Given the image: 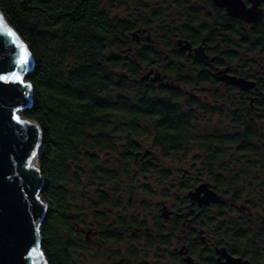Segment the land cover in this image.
<instances>
[{"label":"trees","instance_id":"obj_1","mask_svg":"<svg viewBox=\"0 0 264 264\" xmlns=\"http://www.w3.org/2000/svg\"><path fill=\"white\" fill-rule=\"evenodd\" d=\"M106 1L0 0V12L27 44L34 59L26 78L33 91L32 105L21 116L37 122L43 132L39 156L44 180L41 197L48 211L41 227V249L47 264H80L81 254H94L95 247L83 242L79 227L108 222V211L104 209L113 205H139L136 173L130 171V166L134 165V152L140 148L138 143L143 144V137L154 147H161L166 157L185 151L192 140L204 152L200 170L192 169L182 180L183 204L186 193L198 182L210 179L216 167L223 177L214 176V184L236 195L247 186L254 190L250 184L258 181L253 176L257 169L264 173V149L254 145L264 142V131L259 130L248 106H242L243 116L235 115V125L240 128L233 134L212 138L209 133L196 135L198 128L194 124L205 119L200 115L205 103L185 91L194 86V73L183 63L174 43V36L180 33L179 24L189 13L187 5L159 0L163 10L157 5H146L156 0H133L143 9L141 16L133 18L132 14L129 19H116L104 8ZM110 1L113 7L122 2ZM203 12L190 11L189 21L183 27L187 29L186 35L190 36L194 32L192 27L197 26L201 34L208 31L200 20ZM165 17L173 19L170 24L179 26L173 30L163 27L169 23ZM145 30L152 33L155 42L135 43L133 33ZM230 34L232 43L236 33L231 30ZM232 46L230 64L242 60L245 70H252L254 45L245 48L244 58ZM155 68L162 69L174 85L158 88L141 82L144 75L140 73ZM118 71L124 73L118 76ZM137 77L140 81L135 82L137 92L133 96L129 79L135 81ZM199 78L202 89L208 78ZM157 95L165 99L158 100ZM181 101L186 105H181ZM199 104L203 105L198 109ZM236 107L235 111L242 109ZM260 124L264 126V117ZM213 143L230 147L223 155L213 149ZM231 167L239 170L232 171ZM143 172L158 187L164 182L165 197L169 195L172 176L167 170L159 181L150 171ZM150 188L144 187L147 194H151ZM230 199L243 200L239 195ZM261 201L264 202V196ZM263 222L259 220L257 226L264 235ZM244 235L241 238L247 233Z\"/></svg>","mask_w":264,"mask_h":264},{"label":"flooded vegetation","instance_id":"obj_2","mask_svg":"<svg viewBox=\"0 0 264 264\" xmlns=\"http://www.w3.org/2000/svg\"><path fill=\"white\" fill-rule=\"evenodd\" d=\"M164 1L171 5L184 3L189 13L193 9L205 12L204 15L201 14L200 20L203 19L208 31L201 34L197 26L192 27L194 32L190 36L186 35L184 30L187 29L183 27L189 21L187 13L179 24L180 33L174 36V43L183 63L188 66L190 73H194L195 84L189 89L191 95L205 103L199 104L197 108L205 106L200 115L205 117L206 133L212 138L240 128L236 127L234 119L237 114L239 117L244 115L242 106L249 107L259 130L264 131V126L260 124L264 117V0H242L247 8L258 4L261 20L253 23L231 17L225 8L217 6L213 0ZM182 13L184 15L186 11ZM175 16L177 17L176 14ZM231 30L236 33L232 37V43ZM152 36L151 32L145 30L134 41L141 44L155 42L152 41ZM179 40L189 42L192 51L182 53L177 47ZM230 44H233L232 48L242 58L245 48L249 44L254 45V54L250 58L253 61L252 70H245L244 64L240 63L242 60L236 65L230 64ZM157 72L160 78L154 83L152 79ZM147 74L149 78L144 82L155 84L158 88L174 85L173 80L162 69H151L144 75ZM201 75L208 78L202 89L199 87ZM226 76L244 79L252 82L254 86L248 90L241 89L226 82ZM176 86H179L177 82ZM236 106L242 109L235 111ZM137 145L140 148L134 152L135 164L141 162L145 171H150L153 176L157 175L158 181L163 178L166 170L172 176L169 195L165 197L166 187L162 182L158 191L160 200L153 210L145 209L144 205H113L110 209H104L108 211V222L81 225L78 231L83 236L82 240L86 244L94 245L95 253H82L80 264H224L229 258L242 259L250 264H257L255 261L264 264V235L257 226L259 220H264V202L261 201L264 196L262 171L257 169L253 173L258 179L256 184H250L254 190L247 186L242 193L237 194L243 198L241 202L230 199L237 195L228 188H217L214 176L219 171H214L210 179L198 182L186 193L183 204L179 169L175 166V159L180 153H169L166 157L163 149L154 147V144ZM254 145L264 149V142ZM212 147L224 155L230 145L213 143ZM201 156L200 160L204 159L205 155ZM243 162L248 163L245 160ZM202 184L209 186V190L219 197V202L200 205L199 201L191 199L190 192H194ZM147 185L151 186L149 183ZM141 193L145 195L146 191L142 189ZM251 197L256 200L249 199ZM252 223L255 224L254 227L250 226ZM244 232L247 236L241 238Z\"/></svg>","mask_w":264,"mask_h":264},{"label":"water","instance_id":"obj_3","mask_svg":"<svg viewBox=\"0 0 264 264\" xmlns=\"http://www.w3.org/2000/svg\"><path fill=\"white\" fill-rule=\"evenodd\" d=\"M213 1L217 6L225 8L231 17L249 23L261 20L258 4L247 8L242 0ZM139 33H133V38L136 39ZM177 47L182 53L192 51L191 44L185 40L177 41ZM13 61L14 46L8 42L0 43V75L10 76L13 71L21 72ZM33 65L32 56L28 70L22 73L25 84H28L26 78ZM148 78L149 74L140 80L144 82ZM159 78L160 75L155 74L152 82H158ZM225 81L244 90L254 86L252 82L235 77L226 76ZM32 95L31 88L0 80V264H47L41 249V227L48 211L41 197L44 180L40 172L39 156L43 146V132L37 122L21 116L22 111L31 107ZM16 116L20 118V123L14 118ZM189 195L191 199L199 201L200 205L219 202V197L209 190L207 184L200 185ZM224 264L250 263L229 258Z\"/></svg>","mask_w":264,"mask_h":264},{"label":"rangeland","instance_id":"obj_4","mask_svg":"<svg viewBox=\"0 0 264 264\" xmlns=\"http://www.w3.org/2000/svg\"><path fill=\"white\" fill-rule=\"evenodd\" d=\"M121 5H116V7L112 6V3L110 0H107L106 2H104L103 6L104 8L109 12V15L111 16V18H119V19H129L128 17L131 18L132 14H133V18H138L141 16L142 14V10L141 8L138 6V4L134 3L133 0H121ZM146 5H157L160 6L163 10H165L164 5H161V3L159 2V0L156 1H151L149 3H147ZM175 18V17H174ZM176 19V18H175ZM165 20L169 23H164L165 25L163 27H166L168 30L169 29H176V26L178 25L176 23L175 24H170L171 20L173 19H169V17H165ZM165 21V22H166ZM179 26V25H178ZM147 72V71H146ZM145 72V73H146ZM124 72L118 71L116 73V75H122ZM145 73L141 72L140 76L144 75ZM159 74V72H157ZM139 76V77H140ZM139 77H137V80L133 81L132 79H129V90L130 93L134 96L136 94V83L140 80ZM117 81V80H116ZM190 92V90H189ZM156 98L158 100H164L165 98L162 95H157ZM181 105L185 106L186 104L181 101ZM201 122H196V124H194L195 128H198L197 131V136H202V134H206L207 132V127H206V123L204 119H200ZM197 126V127H196ZM236 129H231L229 132H226L224 135H228V134H233L235 132ZM228 133V134H227ZM194 134V133H193ZM145 137L142 138V140L144 141L143 144L147 145L150 143L149 139H144ZM196 141L192 140L189 143V147L187 149H185V151L181 152L177 158L175 159V166L177 167V169H179V175L178 178L181 179V183H183V177H184V173L187 172L186 174H188L189 172L192 173V169L194 171H198V169L200 170V166L202 165V160H200V158H202V154H204V152L199 149L197 147V144L195 143ZM234 166V164L232 165V167ZM231 167L230 170L235 171V170ZM144 167L142 165L141 162H139V164H135L130 166V171L135 172L136 173V178L135 179V187L139 190V195H138V200H139V205H143L144 203V207H146L145 209L147 210H153L159 200V187L156 185L155 181L152 180V178H150L149 176H144ZM216 172L219 171V173L217 174V177H223V174L220 172V169L218 167H216L215 169ZM151 183V194H147L145 193H141L142 189L144 190V187L148 184ZM169 185V184H168ZM167 186V185H165ZM76 194H78V190L76 191ZM153 194V195H152ZM94 245H92L93 247ZM89 264H94L89 262Z\"/></svg>","mask_w":264,"mask_h":264},{"label":"snow or ice","instance_id":"obj_5","mask_svg":"<svg viewBox=\"0 0 264 264\" xmlns=\"http://www.w3.org/2000/svg\"><path fill=\"white\" fill-rule=\"evenodd\" d=\"M249 7L251 5L249 4ZM0 43L8 42L14 46V65L21 69L20 73L15 71L11 72L10 76L0 75V80L5 82H15L23 85L26 89H30V84H25L22 73L27 71L32 59V51L28 48L27 44L21 39L18 33L10 26L5 16L0 15ZM17 123H20L18 116L14 117ZM37 199H39L37 197Z\"/></svg>","mask_w":264,"mask_h":264}]
</instances>
